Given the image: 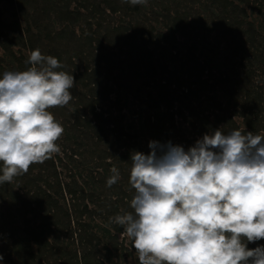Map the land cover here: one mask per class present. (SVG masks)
I'll return each mask as SVG.
<instances>
[{"label":"trees","instance_id":"trees-1","mask_svg":"<svg viewBox=\"0 0 264 264\" xmlns=\"http://www.w3.org/2000/svg\"><path fill=\"white\" fill-rule=\"evenodd\" d=\"M47 1L0 0V78L36 49L75 78L74 111L48 109L60 151L0 184V264H128L133 241L110 218L134 211L133 152L187 150L218 129L264 136V0ZM64 40L77 42L71 56Z\"/></svg>","mask_w":264,"mask_h":264},{"label":"clouds","instance_id":"clouds-1","mask_svg":"<svg viewBox=\"0 0 264 264\" xmlns=\"http://www.w3.org/2000/svg\"><path fill=\"white\" fill-rule=\"evenodd\" d=\"M26 63L0 78V184L60 151L64 129L48 109L73 98L75 78L58 71L57 58L36 49ZM149 148L131 154L134 211L110 218L132 239L139 264H264V245L245 243L264 239V136L218 129L187 150L156 141ZM110 172L107 187L120 179L115 166Z\"/></svg>","mask_w":264,"mask_h":264},{"label":"rangeland","instance_id":"rangeland-1","mask_svg":"<svg viewBox=\"0 0 264 264\" xmlns=\"http://www.w3.org/2000/svg\"><path fill=\"white\" fill-rule=\"evenodd\" d=\"M25 1V4L27 5L28 8L30 7H34V8H37V9H44V8H48L51 4L49 1L47 0H24ZM74 8V5L72 6ZM2 13L4 14V18L6 21H10L11 18H12V10L10 9V7L8 6H5L3 5L2 6V9H1ZM41 12V10L39 11V13ZM76 33L78 32V29L76 28L75 29ZM79 34V32H78ZM64 43V48H69L67 51V53H64L63 57H66V56H71L73 53H72V50H75L77 48V42H75L74 40L72 41H67V40H64L63 41ZM54 48V47H53ZM16 51L18 49H15ZM2 53V51H1ZM26 54V52H23ZM28 56H30L29 54H27ZM78 64V63H77ZM76 66H79L77 65ZM81 68V66H79ZM76 68V67H75ZM75 68L74 66H72V71H74L73 73H75L76 75L78 73H81L82 70H79V71H75ZM68 106V105H67ZM71 112L74 111V107L69 105L67 107ZM132 110V109H131ZM125 114L127 115V118L129 120V118H131V113L129 111H125ZM55 154V153H54ZM80 170L82 171L83 170V166H82V163H77V168L74 167V165H71L69 167V171L73 172V174H77L78 172H80ZM66 171V170H65ZM66 173V172H65ZM64 173V174H65ZM67 174V173H66ZM80 180V179H79ZM80 183H81V180H80ZM69 198V197H68ZM128 264H139V260H138V256L136 255V253H132L131 252V255L129 256L128 258Z\"/></svg>","mask_w":264,"mask_h":264}]
</instances>
